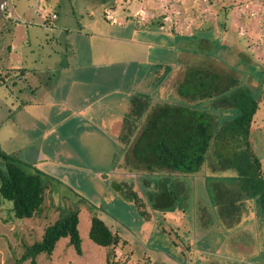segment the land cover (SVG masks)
Here are the masks:
<instances>
[{"label": "rangeland", "instance_id": "rangeland-1", "mask_svg": "<svg viewBox=\"0 0 264 264\" xmlns=\"http://www.w3.org/2000/svg\"><path fill=\"white\" fill-rule=\"evenodd\" d=\"M5 11L7 16L2 17L0 29L11 15L18 21H7V27L13 29L10 35L0 31V149L17 153L24 163L31 162L36 151H40L46 161L55 164H39L41 179L48 188L44 211L38 217L15 219L12 204L0 199V264H29L24 259L26 248L40 241L43 229L64 218L70 210L79 211L81 254L69 245L67 238L61 239L51 255L37 256V264H264V214L254 199L249 200L237 191V181L225 178L233 174L227 163H210L213 154L208 157L203 174L208 175L200 174L193 181L168 175L167 171L149 175L144 169H136L140 160L134 156L133 137L122 152V165L130 173L123 178L130 186L117 191L111 186V182L119 181L109 171L113 164H120L114 156L121 147L114 144L113 136L103 139L96 128L117 118L113 114L122 109L118 94L113 97L112 93L104 101L115 104L112 113L109 106L102 105L92 130L84 138L83 133L76 135L86 145L71 142L69 153H75L65 164L54 161V151L61 147H54L53 143L59 142L42 131L44 125L57 118L55 109L47 108L46 103L59 87L62 77L56 74L58 67L60 63L76 61L78 51L79 58L92 52L97 61L102 46L118 60L135 56L141 63L146 53L160 62L161 57L166 59L170 54L162 49H178L181 68L171 74L163 67L156 70L157 63L149 61L145 66L130 69L115 64L106 74L96 71L93 75L120 78V73L125 72L127 78L132 72L143 78H165L161 87L172 100L179 99L178 86L188 69L204 68L212 78L237 80L232 86L229 83V95L237 89H248L252 98L260 99L250 143L262 163L264 177V0H7ZM50 11L58 15L50 27L52 31L47 30L53 21V15L48 16ZM41 14L46 25H42ZM78 25L82 29L80 34L59 32L64 27L75 30ZM171 33L178 36L174 38ZM107 37L113 39L109 46ZM49 65L55 70L51 67L46 72ZM22 68L37 72L36 77L42 82L39 90H35L29 77L28 88V83L20 81ZM66 72L65 77L71 78L70 72ZM229 95L223 103L218 102L216 95V110H210L219 116L217 130L238 112ZM161 98L154 102H171ZM36 102L45 106L40 108L42 105ZM137 116L134 113V120ZM140 127L134 126L135 136ZM3 168L0 159V169ZM23 168L31 173L25 164ZM98 172L110 177L101 179ZM144 176L151 177L149 185L142 181ZM157 186L173 189L179 195L172 209L156 210L148 203V193ZM127 191L142 199L141 209L128 198ZM92 217L99 218L119 235L117 245L100 247L90 240Z\"/></svg>", "mask_w": 264, "mask_h": 264}, {"label": "trees", "instance_id": "trees-1", "mask_svg": "<svg viewBox=\"0 0 264 264\" xmlns=\"http://www.w3.org/2000/svg\"><path fill=\"white\" fill-rule=\"evenodd\" d=\"M52 12L50 11L48 16L54 15L55 21L56 14ZM5 16L6 11L4 19ZM7 19L11 23V19ZM8 20L1 25L0 31L3 34L12 31L7 27ZM170 35L174 38L178 36L176 33ZM160 67L163 66H157L155 69L158 70ZM164 67L165 71L170 70V66ZM236 81L212 78L204 68L188 69L178 86L179 99L172 100L167 98L169 95L166 94L164 97L170 100V103H156L135 119L144 122L139 135L135 136L134 130L132 132V138L136 139L134 156L141 162L137 163L136 169H144L149 175L167 171L168 175L174 174L186 181H193L200 174L208 175L203 174L207 170L208 157L213 154L214 160L211 159L210 163L216 166L220 161L227 163L233 174L225 178L237 181V191H241L249 200L254 199L260 212L264 214L262 163L254 154L250 143L251 127L255 124L253 117L258 110L260 99L252 98L248 89L245 91L237 89L229 95L228 92L232 90L231 86ZM216 95L219 97L218 102L221 103L226 102L229 95L234 107L236 108L235 103L238 106V112L218 129L219 134H216L219 116L217 112L210 111L215 106ZM0 159L4 167L0 169V199L12 204L11 212L15 219L38 217L44 211L46 202L47 186L41 179L42 172L20 161L15 152L6 153L0 149ZM24 164L31 173L23 168ZM149 178L151 177L144 176L142 181L149 185ZM127 196L130 200L132 198L131 201L139 209L142 208V199L136 193L127 191ZM178 198L177 192L168 187L157 186L156 190L148 193V203L156 210H169L174 200ZM140 211L144 212L142 215L146 218H150L146 211ZM78 215L79 211L70 210L64 218L47 225L43 229L40 241L26 248L24 259H28L29 264H37L38 255H51L59 240L66 238L69 245L81 254ZM88 236L100 247L115 246L120 241L119 235L113 233L97 217L91 218Z\"/></svg>", "mask_w": 264, "mask_h": 264}, {"label": "crops", "instance_id": "crops-1", "mask_svg": "<svg viewBox=\"0 0 264 264\" xmlns=\"http://www.w3.org/2000/svg\"><path fill=\"white\" fill-rule=\"evenodd\" d=\"M44 17L45 16L41 14L40 19L43 22L42 25L47 24ZM10 19L12 20V24L14 23V21H18L13 20L12 15ZM57 20L58 15L56 13V21ZM52 22L54 21H51L48 25V31H52V28H50L52 27ZM110 23L115 24L113 22ZM61 31H64V34H71L72 32H77V34H80L82 32V29L78 25V28L75 30L64 27V29H60L59 32ZM5 34L10 35L9 33ZM66 41L68 42L69 40ZM105 41L109 46L110 43L113 42V39L107 37ZM105 50H107V48H102V46L100 47V51H98L99 60L97 61L94 60L95 56H93L92 52L83 54L79 58L80 51H78V59H76V61H71L68 65H66V63H60L58 71L56 72V74L59 73L62 77L59 78V87L55 91L52 90L55 93H53L49 98L48 101L50 102L46 103L47 108L55 109L54 112H52L57 116V118L55 119V121H52L53 123L44 125L43 128L45 129L43 130L42 128V131H44L45 136L53 137L54 141L59 142L53 143L54 147H61L59 151H54V161L57 163L62 162L63 164H65L67 162L66 160H70L71 154L75 153V151L69 153L71 145H73L71 144V142L75 141L76 143H80L82 147H85L86 145L84 142L81 143L82 137H76V135H78L79 133H83V135L81 136H83L84 138V136L87 135L88 130H92L94 120H96L99 114H101L98 108H100L102 105L109 106L110 113H112V109L115 104H107L104 101H106L107 97L112 93L113 97L118 94V96L122 100V102H119V104H121L122 109L117 110L118 112L116 111V114H113L116 115L117 118H114L115 120L107 124L106 126L102 124L100 128H96V130L101 133L100 136L103 139L107 140L109 136H113L114 144H118L121 147L119 150V154H116L114 156V158L118 157L116 163L120 164H113V167L109 171L113 174V176L119 179L117 183L111 182V186L115 187L116 189H114L117 191L119 190V188H124L126 185L130 186V183L127 180H124L125 178H127V176H130V173H127V170H125L124 168L125 166L122 165V152H124L126 149L125 143L129 142V139L131 141L134 126L140 127V123L142 121L141 119H139L140 121H135L134 113L138 114V116L146 113V111L149 110L152 105L159 103L154 102V99H158L161 97V99H163V96H166V92H164L163 88L161 87V84L163 83L165 78H153L154 76H152L151 78L150 74L149 78H143V76L140 77L132 72L131 76L127 78L125 72L120 73V78H96V76H94L93 74L96 73V71H103L102 73L106 74V71H110L115 64H117V66L119 67H123L122 69L127 67L130 69L134 66L142 67L140 64H144L145 66L146 64H149V61L157 63V66H163L164 69V66H166V62L170 63L168 65H171L172 67H170V70L167 71L171 74L175 70L180 69L181 67L179 61L177 62L178 57L176 55L177 52H180V50L171 48L167 50L162 49L163 53L170 52V54L166 56V59L165 57H161L160 62L150 59V54L147 57L146 53L144 54V57L142 59L144 62L141 63H139L138 59H136L135 56L133 57V59L125 58L118 60L116 55L111 56L110 51L107 50V52ZM83 51H85V48L83 49ZM98 52H96V56L98 55ZM157 53H159V51ZM87 58L88 60L85 61V59ZM51 67L55 70L54 66L49 65L46 72H48ZM66 71L70 72L72 76L71 78L65 77V73H68ZM153 73L156 74L155 72ZM36 75L37 72H35L34 69L26 70L22 68L19 71L20 77L18 78L20 79V81L28 83L26 84L27 88L30 85L29 81L33 80L31 82L33 83L32 86H35V90L37 91L41 87L40 83L42 82L41 78L37 79ZM124 76L125 78H123ZM27 77L30 78L29 81ZM22 103H20L19 105H21ZM36 103L37 105H42L40 106V108L45 106L44 103ZM25 104L28 105V102H25ZM48 112L49 111L45 110V113ZM113 115H111L109 118L111 119ZM50 118L52 117L50 116ZM93 130L95 129L93 128ZM44 155L45 154H43L42 152L36 151L35 159L30 160L31 162L27 161V163L32 167H36V169L38 170L40 163L49 162L51 164H55L52 160L46 161V157ZM78 156L79 155H77L76 157ZM113 169L115 171H113ZM97 176L101 177V179H105V177H110L109 175L106 176L104 175V173L101 172H98Z\"/></svg>", "mask_w": 264, "mask_h": 264}, {"label": "water", "instance_id": "water-1", "mask_svg": "<svg viewBox=\"0 0 264 264\" xmlns=\"http://www.w3.org/2000/svg\"><path fill=\"white\" fill-rule=\"evenodd\" d=\"M6 6H7V0H0V21L4 16Z\"/></svg>", "mask_w": 264, "mask_h": 264}, {"label": "built area", "instance_id": "built-area-1", "mask_svg": "<svg viewBox=\"0 0 264 264\" xmlns=\"http://www.w3.org/2000/svg\"><path fill=\"white\" fill-rule=\"evenodd\" d=\"M52 18L54 19V18H55V16L53 15V16H52Z\"/></svg>", "mask_w": 264, "mask_h": 264}]
</instances>
